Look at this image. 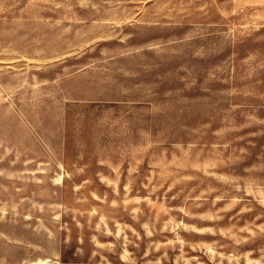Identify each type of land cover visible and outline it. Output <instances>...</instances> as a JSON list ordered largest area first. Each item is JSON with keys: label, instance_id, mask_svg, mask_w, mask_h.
<instances>
[{"label": "rangeland", "instance_id": "rangeland-1", "mask_svg": "<svg viewBox=\"0 0 264 264\" xmlns=\"http://www.w3.org/2000/svg\"><path fill=\"white\" fill-rule=\"evenodd\" d=\"M0 264H264V0H0Z\"/></svg>", "mask_w": 264, "mask_h": 264}]
</instances>
